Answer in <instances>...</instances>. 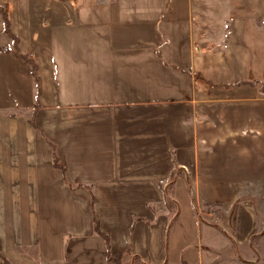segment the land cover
I'll list each match as a JSON object with an SVG mask.
<instances>
[{
  "label": "crops",
  "instance_id": "obj_1",
  "mask_svg": "<svg viewBox=\"0 0 264 264\" xmlns=\"http://www.w3.org/2000/svg\"><path fill=\"white\" fill-rule=\"evenodd\" d=\"M192 3L0 0L38 67L0 53V263L109 264L94 216L151 264H206L209 207L240 254L263 231L264 7Z\"/></svg>",
  "mask_w": 264,
  "mask_h": 264
},
{
  "label": "rangeland",
  "instance_id": "obj_2",
  "mask_svg": "<svg viewBox=\"0 0 264 264\" xmlns=\"http://www.w3.org/2000/svg\"><path fill=\"white\" fill-rule=\"evenodd\" d=\"M193 5H198L200 7H218L225 6L224 8H232L233 12H238L240 6H245L246 0H192ZM249 7H255L256 5L264 7V0H247ZM2 20L0 17V48L6 47L7 41H10L5 34L2 32ZM250 30L252 41H261L260 49L262 53L258 55L260 58L258 64L260 66L259 71L262 72V77L257 80L264 87V19L256 20L251 23ZM218 32V30H217ZM216 41L220 42V39L216 37ZM263 45V46H262ZM203 211L210 213L212 216L207 219V223L215 226L217 231V237H211L209 250L205 252L206 264H264V229L261 231L259 236L251 240L248 246L247 252H242L240 254L239 250L236 248V243L234 240L228 237L226 233L223 232L222 228L228 227V217L223 214L222 210L217 208H206ZM231 233L233 230L231 229ZM234 234L232 235V237ZM235 237V236H234Z\"/></svg>",
  "mask_w": 264,
  "mask_h": 264
},
{
  "label": "trees",
  "instance_id": "obj_3",
  "mask_svg": "<svg viewBox=\"0 0 264 264\" xmlns=\"http://www.w3.org/2000/svg\"><path fill=\"white\" fill-rule=\"evenodd\" d=\"M0 13L2 15V21H3V29H2V32L3 34H5L6 36H8L12 41V45L11 47L7 48V47H4V48H1L0 49V53H4V54H13L15 55L16 57H18L19 59H22L24 62H26L27 64L31 65L32 67V72H33V75L36 76V72H37V65L35 64V62L31 59L32 58V55H20V52H19V38L17 36H15L13 34V32L11 31V22H10V19H9V10H8V7L7 6H0ZM37 84L38 81H37ZM252 85L254 86H260L261 84L259 82H256V83H253ZM261 87H263L261 85ZM264 89V87H263ZM40 89L38 90V95H40ZM55 166H59L57 161L55 160ZM176 176H177V173H175L173 175V179L171 181L170 184H168V186L163 190L164 192V197H165V204L166 205V208L169 212V215L171 216V223H170V226H169V230L170 231L173 226L175 225V223L177 222L178 220V217H179V214H180V208H179V205H177L178 203L176 202L175 200V196H174V185H175V181H176ZM93 208H94V199H93ZM98 219L96 218V216H94V230H95V233L102 237L107 246L108 247V252H107V261L109 264H151V262L149 260H143V259H138V258H135L131 255V253H123V252H119V253H111V250H110V240H109V237L105 234H103V232L101 231V228H100V223L99 221H97ZM238 224H239V218L238 216L236 217L235 219V228L236 229L238 227ZM0 264H11L8 260H6L5 258H2V263Z\"/></svg>",
  "mask_w": 264,
  "mask_h": 264
},
{
  "label": "built area",
  "instance_id": "obj_4",
  "mask_svg": "<svg viewBox=\"0 0 264 264\" xmlns=\"http://www.w3.org/2000/svg\"><path fill=\"white\" fill-rule=\"evenodd\" d=\"M163 184V183H162Z\"/></svg>",
  "mask_w": 264,
  "mask_h": 264
}]
</instances>
